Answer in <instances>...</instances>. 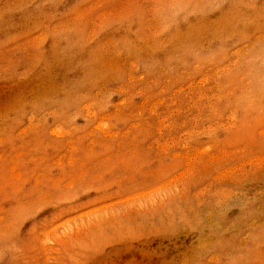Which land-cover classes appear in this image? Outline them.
Instances as JSON below:
<instances>
[{
    "label": "rangeland",
    "instance_id": "rangeland-1",
    "mask_svg": "<svg viewBox=\"0 0 264 264\" xmlns=\"http://www.w3.org/2000/svg\"><path fill=\"white\" fill-rule=\"evenodd\" d=\"M0 264H264V0H0Z\"/></svg>",
    "mask_w": 264,
    "mask_h": 264
}]
</instances>
